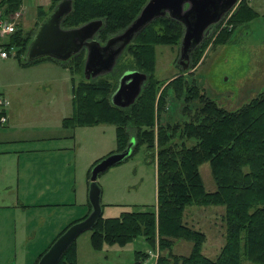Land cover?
Returning <instances> with one entry per match:
<instances>
[{"label": "trees", "instance_id": "trees-1", "mask_svg": "<svg viewBox=\"0 0 264 264\" xmlns=\"http://www.w3.org/2000/svg\"><path fill=\"white\" fill-rule=\"evenodd\" d=\"M146 2L72 0V10L64 17L61 26L75 28L92 20H102L95 38L104 44L130 24ZM21 3L22 0H0V14L15 13ZM54 5L48 8L49 11ZM38 11L40 22L49 11L41 8ZM232 12L228 23L233 29L250 22L257 15L246 0H240ZM21 18L22 14L19 20ZM18 25L11 34L8 47L14 50L21 65L49 60L68 67L72 75H82L72 89V112L62 119L63 127L114 125L117 128V146L113 152L123 151L133 139L132 152L127 158L133 155L140 142H144L145 148L154 157L156 207L123 211L115 217L101 216L90 229L94 248L98 249L102 242L124 244L137 236H144L149 243L158 238L160 248L168 249L169 237H179L193 242L190 252L186 255L172 252L170 255L159 254L156 264H264V90L240 108L230 111L210 99L194 76L191 75L192 79L188 80L182 75L169 85L176 97H183L185 103L192 101L195 107L186 113L188 110L184 105L183 113L187 118L180 122L159 123L155 112L162 111L169 92L168 85L161 89L162 82L153 75V45L157 42L180 44L183 34L180 22L168 15L155 18L125 47L134 64L138 65L131 70L145 75L139 94L125 107L111 102L118 80L114 86L103 75L85 78L84 49L66 61L43 57L25 62L23 57L37 26L32 32L25 33ZM217 27L220 25L217 24ZM230 32L222 27L216 44L226 42ZM127 69H121L117 79ZM206 162L214 183V189L209 188L212 190L205 188L200 173V166ZM209 205L223 207L225 222L224 243L214 257L202 251L205 233L184 222L188 206ZM83 218L72 221L69 226ZM74 243L66 249L58 264H77ZM147 256L148 253H141L142 258Z\"/></svg>", "mask_w": 264, "mask_h": 264}, {"label": "rangeland", "instance_id": "rangeland-1", "mask_svg": "<svg viewBox=\"0 0 264 264\" xmlns=\"http://www.w3.org/2000/svg\"><path fill=\"white\" fill-rule=\"evenodd\" d=\"M58 1L52 0L51 4L44 9L48 12V8ZM246 1L257 12L256 17L250 22L233 29L228 22L231 14L235 11L232 12L235 5L217 23L220 27H217V24L208 27V31L204 36L206 39L203 42L201 41L202 43L200 42L201 45L191 56L190 67L185 69V72L177 63L180 54L179 43L171 45L157 42L153 45V75L155 79L162 82L161 89L168 85L167 92H169L162 111L156 110L155 112L159 118V123L180 122L187 118V115L185 117L183 113L184 107L186 106L188 110L186 113H190L191 108L195 107V103H192V101L185 103L183 97H176L169 85L171 81L182 77V75L188 80H191V77L194 76L198 85L203 88V92L210 99L230 111L240 108L264 90V0ZM34 10L27 11L26 9L24 12V9L20 6L16 11L22 13L18 27H21L25 33L35 30L36 24L39 22V17L37 19L33 18ZM9 14L13 15L14 13ZM222 27L231 31L230 37L226 42L216 44V37L221 33ZM10 62L12 64L9 65L0 60V84L15 80L19 76L17 74V67H20L19 61L15 59ZM42 63L39 65L46 66L36 69L40 72L39 76L52 75L55 76V79L51 83L31 87L29 92L42 94L46 109H51L54 113H59L63 117L70 116L72 112V89L74 84L81 80V73H74L73 77L66 66L59 63L55 64L56 62L49 60L42 61ZM115 64L113 70L109 72L110 74H103V77L109 79L114 86L121 69L128 68L131 70L138 66L134 64L133 58L126 48L121 52ZM21 67H24V71L35 69L31 68L34 66L28 65ZM36 78L34 77V79ZM45 87H47V90H45ZM6 105L7 102L5 107ZM56 127L57 125H55ZM79 127L75 129L74 138L67 140L77 143L74 158L76 160L75 169L78 185L76 191L77 203L68 209L70 216L77 214L76 210H79L80 202L85 198L86 188L84 182L86 181L87 169L92 167L96 160L115 151L117 146L115 133L117 128L114 125L99 124ZM58 130L59 128L55 132ZM130 134L133 135V133ZM189 143L191 142L189 141ZM200 173L205 188L208 190L214 189L210 167L207 162L200 166ZM69 180L72 183V177ZM97 184L101 189L100 204L103 217H115L128 210H151L156 207L155 162L152 153L145 148L144 142L138 143L133 155L125 161L99 174ZM222 215L223 207L211 205L188 206L184 213V222L187 225L205 233L206 238L202 245V251L210 257H214L224 243L225 222ZM79 216L78 218H81ZM168 243L170 247L162 249L158 238L154 243H149L144 236H137L124 244L102 242L96 249L91 242V231L86 230L78 235L74 244L77 264H156L159 254L170 255L169 253L172 252L178 255H186L193 245L192 241L179 237H169ZM141 253H148V256L142 258Z\"/></svg>", "mask_w": 264, "mask_h": 264}, {"label": "crops", "instance_id": "crops-1", "mask_svg": "<svg viewBox=\"0 0 264 264\" xmlns=\"http://www.w3.org/2000/svg\"><path fill=\"white\" fill-rule=\"evenodd\" d=\"M51 2L22 0L20 6L24 12L35 9L37 19L38 9ZM12 57L16 59L0 60L10 65ZM39 64L43 63L28 65L34 66L33 71H24L20 64L18 78L0 84V95L7 102V121L0 126V264H37L54 239L80 214L83 218L90 211L87 171L91 167L85 174V198L77 214L69 215L68 209L77 203V143L67 140L80 127H63L61 120L68 115L46 109L43 95L29 92L55 79L39 76L36 69L46 66Z\"/></svg>", "mask_w": 264, "mask_h": 264}, {"label": "water", "instance_id": "water-1", "mask_svg": "<svg viewBox=\"0 0 264 264\" xmlns=\"http://www.w3.org/2000/svg\"><path fill=\"white\" fill-rule=\"evenodd\" d=\"M238 1L147 0L138 15L122 32L101 44L95 35L102 26V20H92L75 28H63L61 23L72 10V0H59L37 25L23 60L32 62L49 57L66 61L84 49V76L86 79L95 78L112 70L121 52L145 26L155 18L168 15L183 26L177 63L185 70L189 68L191 53L204 38L208 27L217 24ZM144 80L145 75L139 71H124L111 95L112 104L119 107L131 104L139 94ZM133 144L132 139L126 149L110 153L92 166L88 188L91 211L61 233L41 255L37 264H58L63 253L75 242L78 235L95 225L102 216L101 189L97 184V177L108 168L123 162L131 154Z\"/></svg>", "mask_w": 264, "mask_h": 264}, {"label": "built area", "instance_id": "built-area-1", "mask_svg": "<svg viewBox=\"0 0 264 264\" xmlns=\"http://www.w3.org/2000/svg\"><path fill=\"white\" fill-rule=\"evenodd\" d=\"M21 14L22 13L20 11L14 13L13 15L0 14V58H8L15 55L14 50L8 47V44L10 43L11 34L17 28L18 20ZM5 104V99L2 95H0V125L4 124L7 120V116L4 112Z\"/></svg>", "mask_w": 264, "mask_h": 264}]
</instances>
